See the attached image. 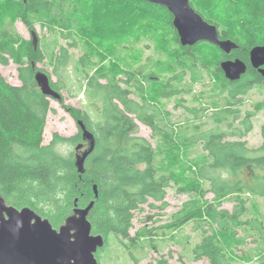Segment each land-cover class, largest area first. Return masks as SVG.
<instances>
[{"label": "trees", "instance_id": "trees-1", "mask_svg": "<svg viewBox=\"0 0 264 264\" xmlns=\"http://www.w3.org/2000/svg\"><path fill=\"white\" fill-rule=\"evenodd\" d=\"M189 3L217 25L221 39H231L237 47L227 54L207 41L182 45L168 9L142 0H0V64L16 63L20 81L11 84L0 73V196L17 208L30 207L55 228L75 204L85 207L93 199L88 213L91 232L105 240L97 259L109 239L128 247L145 237L151 248H157L154 237L175 240L191 222L200 237L190 249L193 261L264 264V211L258 200L264 199V124L261 144L249 146L245 137L252 130L254 113L242 116L235 106L238 100L232 101L255 84L264 86L249 62L250 48L264 44V0ZM17 19L29 31L39 23L50 37L37 34L34 47L31 37L23 39L17 32ZM59 38L67 44H60ZM79 38L85 46L74 57L71 48ZM148 40L158 57L134 66L141 52L134 42ZM204 50L212 52L211 57ZM227 58L247 64L240 79L225 77L219 64ZM45 64L52 66L56 80ZM37 70L49 76L51 87L61 94V105L94 136L82 173L76 169L74 151L64 154L57 149L79 141V128L77 137L54 133L49 144L42 143L52 108L35 81ZM205 72L212 80L210 105L188 110L197 119L211 108L215 125L205 130L188 119L184 126H170L158 100L190 93ZM129 87L146 92L142 104L131 97ZM62 91L72 97L82 92L98 111L92 112L90 105L82 110L65 104ZM134 117L150 127L155 145L136 135ZM170 186L190 197L163 224L131 235L135 212L143 204L164 208ZM208 193L213 194L211 199ZM225 201L233 203L231 210L221 207ZM178 260L191 264L182 254ZM146 264L170 262L161 255Z\"/></svg>", "mask_w": 264, "mask_h": 264}, {"label": "rangeland", "instance_id": "rangeland-1", "mask_svg": "<svg viewBox=\"0 0 264 264\" xmlns=\"http://www.w3.org/2000/svg\"><path fill=\"white\" fill-rule=\"evenodd\" d=\"M15 28L23 39H30L29 29L21 21V19L16 20ZM34 29L36 30L39 37H50L49 30L45 27H41L39 23L35 24ZM58 42L60 44H67V41L61 38L58 39ZM83 43V39L79 38L78 45L75 48H71V52L74 57H77L81 52H83V48L85 46ZM134 44L141 48V52H139V58L134 66H137L138 63H143L148 57L152 59L158 57V53L153 47L154 44L152 41L148 40L134 42ZM204 51L209 57H211L210 53L212 52H207V50ZM38 66L44 67L43 64H38ZM45 67L51 74L52 80H56V77L54 74H52V66L45 64ZM140 70L141 69H139V71ZM0 73L9 83L15 85L20 83L18 79L16 63L10 61L7 65L0 64ZM145 73L146 72H144V74ZM186 80H189V77H187ZM121 84L125 86V83ZM135 84L138 85V82ZM142 84L145 88L149 87L147 82ZM211 86L212 80L208 73L205 72L202 79L194 83L190 93H182L169 98H160L158 100V105L163 115L166 117L167 123H169L170 126H184L185 122L190 119L193 120L192 122L194 123L201 124V129L208 130L214 126L215 122L211 116V113L213 112L211 108L202 112L201 116L197 119H193V114L188 110V108L194 106L200 107L201 105H210V98L207 95ZM129 89L131 90V97L142 104L143 97L145 96L146 92L143 93L136 91V88L134 87H129ZM144 91H146V89ZM62 93L65 104L72 105L82 110L88 109L90 104H87V101L84 100V95L82 92L76 97L69 96L68 93L64 91H62ZM237 100L238 102H235ZM232 101L235 102L236 108L240 109L242 116L246 113V111L254 113L251 118L252 130L247 134L245 139L247 140L249 146L258 147L262 142L261 126L264 124L263 84H255L245 94L238 95V97ZM221 102L222 98H220V103ZM50 106L52 110L47 115L42 143L44 145L49 144L54 133H57L62 137H77L78 127L75 119L70 115V113L61 105L59 101L51 98ZM89 108H91V111L94 113L98 111L97 104H91ZM143 118L148 121V116L146 114ZM134 121L138 127L136 135L147 139L152 145H155L156 137L152 135L150 127L144 122V120L142 121L134 117ZM223 128H225V126H223ZM77 142L78 139L75 141V143H63L57 146V149L64 154L71 153L74 151ZM212 196V193H208L206 197L211 199ZM189 197V194L180 193L176 190L175 186H170L167 189V193L164 198V208H153L148 204H143L141 210L135 212V217L133 218V227L130 230L131 235H135L137 230L142 232V227L151 228L163 224L167 220V217L172 212L176 211L181 206L182 202ZM258 200L262 210L264 211V199ZM148 201L155 205H160V201H155L152 198H149ZM232 206V202L225 201L222 203L221 207L231 210ZM199 238V232L193 230L192 223L190 222L184 225L183 228L176 233L175 240H167L166 238L163 240L158 236L154 237V243L157 248H151L146 242L145 237L141 239L140 243L136 246L129 244L128 247H123L116 240L109 239L108 244L105 245L103 250L98 252V261L99 264H146L149 261L159 258L161 255H165L169 259L170 264H180L178 256L182 254L184 259L191 264H206V260L193 261L190 257V249L193 244L199 240ZM125 241L128 243V240ZM169 252H171V256H169Z\"/></svg>", "mask_w": 264, "mask_h": 264}, {"label": "water", "instance_id": "water-1", "mask_svg": "<svg viewBox=\"0 0 264 264\" xmlns=\"http://www.w3.org/2000/svg\"><path fill=\"white\" fill-rule=\"evenodd\" d=\"M161 5L172 14V24L182 45H193L207 41L230 53L237 47L231 39H221L218 27L209 23L189 3V0H142ZM34 47L37 46L36 30H30ZM249 62L256 68L264 82V44L255 45L249 50ZM225 77L230 81L240 79L246 72L247 64L239 58H227L219 64ZM41 92L49 99L59 101L60 92L50 85L49 76L41 70L34 74ZM87 147L75 155L77 171H84V161L94 148L93 134L82 120H76ZM81 144L75 146L79 150ZM94 195L97 196L94 186ZM94 204L92 199L85 207H77L64 222L55 228L48 218L36 213L28 206L17 208L7 204L0 196V264H98L96 252L104 246L102 234L91 232L88 213Z\"/></svg>", "mask_w": 264, "mask_h": 264}, {"label": "flooded vegetation", "instance_id": "flooded-vegetation-1", "mask_svg": "<svg viewBox=\"0 0 264 264\" xmlns=\"http://www.w3.org/2000/svg\"><path fill=\"white\" fill-rule=\"evenodd\" d=\"M79 131V130H78ZM77 144H81L82 145V147L79 149V150H75V148H74V158H75V155L76 154H79V153H81V151H83L86 147H87V140H84L83 138H82V134H81V138H80V140L76 143V145ZM75 145V146H76ZM99 264V263H98Z\"/></svg>", "mask_w": 264, "mask_h": 264}]
</instances>
